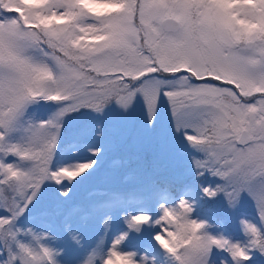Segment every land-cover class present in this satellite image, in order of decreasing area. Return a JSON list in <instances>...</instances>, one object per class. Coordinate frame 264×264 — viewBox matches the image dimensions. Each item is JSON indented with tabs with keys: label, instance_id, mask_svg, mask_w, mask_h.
Returning a JSON list of instances; mask_svg holds the SVG:
<instances>
[{
	"label": "snow or ice",
	"instance_id": "1",
	"mask_svg": "<svg viewBox=\"0 0 264 264\" xmlns=\"http://www.w3.org/2000/svg\"><path fill=\"white\" fill-rule=\"evenodd\" d=\"M0 264H264V0H0Z\"/></svg>",
	"mask_w": 264,
	"mask_h": 264
},
{
	"label": "trees",
	"instance_id": "2",
	"mask_svg": "<svg viewBox=\"0 0 264 264\" xmlns=\"http://www.w3.org/2000/svg\"><path fill=\"white\" fill-rule=\"evenodd\" d=\"M112 165H110L111 167ZM129 179H131V177H129ZM82 195H87V192H83ZM250 208V207H249Z\"/></svg>",
	"mask_w": 264,
	"mask_h": 264
},
{
	"label": "rangeland",
	"instance_id": "3",
	"mask_svg": "<svg viewBox=\"0 0 264 264\" xmlns=\"http://www.w3.org/2000/svg\"><path fill=\"white\" fill-rule=\"evenodd\" d=\"M249 210H251V209L249 208Z\"/></svg>",
	"mask_w": 264,
	"mask_h": 264
}]
</instances>
